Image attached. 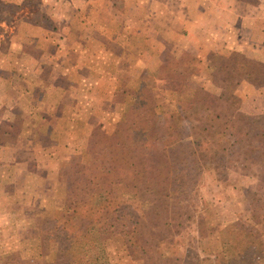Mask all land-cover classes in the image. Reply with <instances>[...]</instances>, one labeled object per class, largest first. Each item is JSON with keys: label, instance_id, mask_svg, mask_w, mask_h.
<instances>
[{"label": "rangeland", "instance_id": "1", "mask_svg": "<svg viewBox=\"0 0 264 264\" xmlns=\"http://www.w3.org/2000/svg\"><path fill=\"white\" fill-rule=\"evenodd\" d=\"M66 1L0 0V264H264V0H111L82 67Z\"/></svg>", "mask_w": 264, "mask_h": 264}, {"label": "crops", "instance_id": "2", "mask_svg": "<svg viewBox=\"0 0 264 264\" xmlns=\"http://www.w3.org/2000/svg\"><path fill=\"white\" fill-rule=\"evenodd\" d=\"M98 0H89L87 5L83 8L81 5L83 4L82 0H76V3L73 1H66L67 7H71L70 10H73L76 8L77 14H80V16L84 13L85 15L81 17L80 21H84L86 26L90 30V34L87 36L85 34H75V32L72 29H77L75 25L70 21L71 19H68L67 17H63V20L59 22V26L56 28H53V32L47 34V36L41 38L40 40L44 41L46 46H57V55L60 57L66 56L68 53L71 52L69 47H73V55L78 57V62L79 67H82L80 64V58L83 59V55L85 54V47L87 46H93V45H98L102 43L104 40L105 43L107 44H120V45H125L127 44V41L122 40L119 42L117 40V37H114L113 35V30H125L122 27L119 28V24L117 23V28H115V21L114 15L115 13L119 12L118 10L115 9L117 7L115 3L111 0H105V3L103 6L99 7L100 4L96 3ZM123 2H132V0H124ZM133 4L136 7V1H133ZM131 6V5H129ZM104 8V12L106 14H109V16H112L109 21H104L105 22V32L104 34H109L112 33L113 35H107L106 38L104 37V34L101 33L100 31H103L102 26L100 24V21L98 19V15L102 13V9ZM132 8V7H131ZM86 14L90 16L91 20H87ZM112 19V21H111ZM63 21V22H62ZM62 22V23H61ZM74 22V21H73ZM126 21H121V25L124 24ZM92 24V25H91ZM73 25V26H72ZM93 31V32H92ZM92 33V34H91ZM100 46V45H99ZM68 47V49H67ZM86 58V55H85ZM54 61V60H53ZM78 66H75L72 72H77ZM54 70V69H53ZM59 73L56 72V74H51L50 78H58ZM55 81L50 84V91L55 92L56 88L54 85ZM59 91V89H57Z\"/></svg>", "mask_w": 264, "mask_h": 264}, {"label": "trees", "instance_id": "3", "mask_svg": "<svg viewBox=\"0 0 264 264\" xmlns=\"http://www.w3.org/2000/svg\"><path fill=\"white\" fill-rule=\"evenodd\" d=\"M108 138H110V137H108ZM70 188H71L70 190L73 191V194H74L75 190H74L73 185ZM89 195H91V199H92L95 196H97L98 193H96L95 190H90ZM100 197H102V198H101V201L99 202V204H97V205L95 204L93 207H92V201L85 202L82 205L75 204V201H72L74 203L73 213L74 214L75 213H81L82 215H84L83 211H80L81 209L84 208V206H85L84 204H86V205L89 204V206H88L89 212H92L95 208H96L95 209L96 212H99V213H102L103 211L108 212V211L114 209V207L116 206L115 205L116 202H115L114 198L108 197L105 194H102ZM68 212H71V209H69ZM126 234L127 233H124V235H126ZM236 243H238V240H236ZM243 244H245V243H243ZM243 244L240 245V251L243 254V256L245 258H247L246 255L252 256L254 253V250L252 247L253 243H252V245L250 243L249 244L247 243L245 246Z\"/></svg>", "mask_w": 264, "mask_h": 264}]
</instances>
